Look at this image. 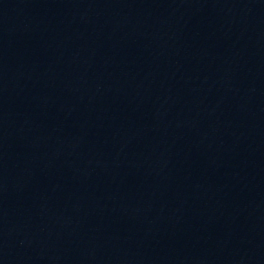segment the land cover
<instances>
[{
    "label": "water",
    "instance_id": "1",
    "mask_svg": "<svg viewBox=\"0 0 264 264\" xmlns=\"http://www.w3.org/2000/svg\"><path fill=\"white\" fill-rule=\"evenodd\" d=\"M0 264H264V0H0Z\"/></svg>",
    "mask_w": 264,
    "mask_h": 264
}]
</instances>
